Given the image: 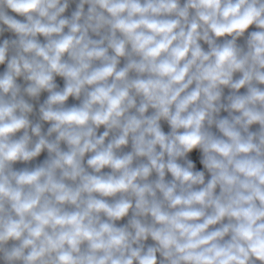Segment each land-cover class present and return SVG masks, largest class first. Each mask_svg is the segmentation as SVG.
Returning a JSON list of instances; mask_svg holds the SVG:
<instances>
[{
  "label": "clouds",
  "instance_id": "1",
  "mask_svg": "<svg viewBox=\"0 0 264 264\" xmlns=\"http://www.w3.org/2000/svg\"><path fill=\"white\" fill-rule=\"evenodd\" d=\"M0 264H264V0H0Z\"/></svg>",
  "mask_w": 264,
  "mask_h": 264
}]
</instances>
